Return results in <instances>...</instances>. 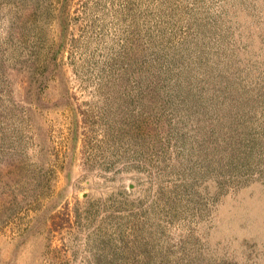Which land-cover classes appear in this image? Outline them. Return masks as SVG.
<instances>
[{
  "label": "rangeland",
  "instance_id": "1",
  "mask_svg": "<svg viewBox=\"0 0 264 264\" xmlns=\"http://www.w3.org/2000/svg\"><path fill=\"white\" fill-rule=\"evenodd\" d=\"M0 264H264V0H0Z\"/></svg>",
  "mask_w": 264,
  "mask_h": 264
}]
</instances>
